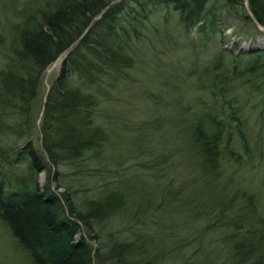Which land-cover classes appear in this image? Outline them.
Returning a JSON list of instances; mask_svg holds the SVG:
<instances>
[{"label":"trees","instance_id":"trees-1","mask_svg":"<svg viewBox=\"0 0 264 264\" xmlns=\"http://www.w3.org/2000/svg\"><path fill=\"white\" fill-rule=\"evenodd\" d=\"M0 2V24L11 35L0 68V221L26 252L30 264H104L109 260L97 261L99 252L90 241L96 237L93 224L127 211L142 217L132 224L143 222L153 201L148 194L138 198V189L119 170L115 173L120 179L105 182L98 193L93 190V198L80 203L74 197L85 189L71 181L112 173L105 164L114 141L108 126L99 124L97 118L101 104L130 80L137 43L152 42L159 24L168 22L172 14L188 38L195 29V41L213 39L223 27L244 39L252 35V29L255 36L264 31L252 21L244 0ZM248 10L264 26V0H248ZM163 36L178 45L175 37ZM246 44L238 54L231 47H220L200 70L189 68L184 73L186 81L195 75L193 83L209 97V101L199 100L200 110L187 121L185 143L201 175L210 181L188 190L186 196V185L173 191L169 183L156 207L166 205L173 214L193 204L187 214L196 206L213 218L212 224H202L197 230L198 237L205 235L206 239L210 230L219 236V231L221 240L216 241L227 244L229 264H264V218L258 215L255 195L243 193V202L236 207V194L227 203L221 199L224 186L211 192L220 161L225 157L239 161L234 142L245 151L249 148L240 96L261 95L264 101V44ZM63 53L59 73L44 100L37 148L32 139V101L44 71ZM16 166L22 171L13 176L11 168ZM42 171L46 184L41 186L38 175ZM57 188L64 191L57 192ZM179 192L181 198L177 199L174 195ZM173 222H152V227L143 224L150 229L155 225L149 232L132 226L126 241H114L107 253L116 257L117 264H166L169 257L181 252L182 245L195 239L193 231L176 232ZM182 262L188 264L183 255Z\"/></svg>","mask_w":264,"mask_h":264},{"label":"rangeland","instance_id":"rangeland-1","mask_svg":"<svg viewBox=\"0 0 264 264\" xmlns=\"http://www.w3.org/2000/svg\"><path fill=\"white\" fill-rule=\"evenodd\" d=\"M17 1L21 4L25 0ZM160 12L163 14L165 10ZM1 16L0 14V20H2ZM177 26V16L172 14L168 22L159 24V32L152 38V42L144 40L137 43L136 65L130 71V80L120 85L113 92L110 100L101 104L97 122L108 126L115 145L108 154L107 163L104 162L111 168L112 173L106 174V172L103 178L85 176L82 180L71 181L77 188L85 189L84 192L75 195L76 203L86 198H93V190L98 193L105 182L120 179V174L125 175L129 179L127 182L138 189V198L148 194L151 202L153 201L150 215H146L143 222L136 221L132 224L134 219L142 217L135 214L131 216L127 211L116 214L102 223L93 224L96 237L90 241L100 255L96 260L105 258L109 260L104 261V264H110V260L111 263L117 262L116 257H110L107 253L108 249H111L113 242L118 239L121 242L126 241L123 239L128 238L132 226L137 231L141 229L149 232L156 228L155 225L153 224V228L150 229V227L145 228L143 224L150 226L152 222L168 224L170 219L174 221L173 227L176 232L190 234L189 232L193 231L192 239L194 237L195 239L182 245L184 247H180L181 252L177 251L178 254L169 257L166 264H183L182 255L188 264H229L227 244L216 241L221 240L219 231H217L219 236L216 230H210L211 234H207L206 239L205 235L198 237L197 230L203 228L202 224H212L213 218H208L206 214L198 211L199 208L196 206L190 215L187 214V208H192L193 204L191 207L184 205V208L180 207L179 213L173 214L166 205L156 206L164 196L165 185L169 183L173 191L186 185L185 194L199 184L210 181L207 175H201L199 165L185 143L187 121L191 119L192 114L200 110L199 100L209 101V97L193 83L195 75L188 81L185 80L186 71L189 68L200 70L220 47H231L234 49L233 53L238 54V49L247 46L246 43L251 46H261L264 44V35L258 33L255 36V31L252 29V35L244 39L232 34L231 28L223 27L216 31L213 39L206 41L203 38L202 41H195L193 40L196 36L195 29L190 32L188 38L183 31L181 32L180 26ZM0 34L3 39V44L0 43L1 68L11 35L4 24H0ZM163 34H167L170 39L175 37L178 45L170 44ZM234 41L239 43L234 45ZM63 55L64 53L44 71L37 95L32 101L35 122L32 139L37 148L40 145L38 126L44 100L48 87L59 73ZM240 98L241 103L245 105V131L249 148L245 151L237 140L234 142V150L239 154V161H231L226 157L220 161L219 173L212 180L211 192L214 194L224 186L221 199L227 203L236 194L234 195L236 207L242 204L243 193L253 194L257 198L258 215L264 218V101L261 95L250 97L243 93ZM115 157L118 158L117 163ZM155 160V165H152ZM11 170L13 176H16V172L22 171V168L16 166ZM116 170L120 171L119 175L115 173ZM38 181L41 186L46 184L45 171L39 173ZM63 191V188H57V192ZM176 195L174 197L177 199L181 198L180 192ZM175 203L176 200L172 204ZM213 213L216 212L212 211L211 214ZM164 218L168 222L164 221ZM0 264H30L26 252L16 243L2 221H0Z\"/></svg>","mask_w":264,"mask_h":264},{"label":"water","instance_id":"water-1","mask_svg":"<svg viewBox=\"0 0 264 264\" xmlns=\"http://www.w3.org/2000/svg\"><path fill=\"white\" fill-rule=\"evenodd\" d=\"M244 7L246 8V10L248 11L252 21L254 22V24L256 26H258L259 29H262L264 31V26L261 25L260 23H258V21L255 19L254 16H252V14L250 13V11L248 10V0H244Z\"/></svg>","mask_w":264,"mask_h":264}]
</instances>
